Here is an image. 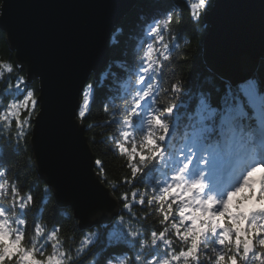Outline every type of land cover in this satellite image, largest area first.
Wrapping results in <instances>:
<instances>
[{
    "label": "snow or ice",
    "instance_id": "6c2138e0",
    "mask_svg": "<svg viewBox=\"0 0 264 264\" xmlns=\"http://www.w3.org/2000/svg\"><path fill=\"white\" fill-rule=\"evenodd\" d=\"M10 7L0 4V41H11L5 16ZM217 8L216 0H149L108 31L111 43L97 24L83 22L85 65L101 57L98 71L112 82L101 98L107 117L102 123H85L98 99L93 84L82 80L73 98L71 85L37 71L29 60L27 76L14 74L25 71L23 64L11 58L0 62V127L15 129L0 146V264H96L89 258L101 251L102 264H264V9L258 22L260 52L244 74L234 77L213 68L207 73L213 86L205 89L195 113L183 117V126L177 119V101L191 94L181 66L188 57L179 56L177 41L201 36V24ZM115 32L124 37L119 43ZM37 115L35 123L44 126L51 143L74 149L86 170L100 169L94 197L72 203L81 221L95 200L119 192L115 199L128 219L119 216L102 249L93 250L99 235L81 231L77 238L81 226L66 227L72 215L45 220L40 211L30 216L40 177L28 186L13 174L10 161L23 157L29 174L38 167L29 154L33 145L39 152L38 139L28 142ZM112 127L111 136L101 132L84 138L85 131ZM105 139L124 159L127 173L119 182L108 181L103 160L91 155L89 144ZM122 185L130 187L119 191ZM43 190L60 199L55 181L49 179ZM242 191L246 194L237 198Z\"/></svg>",
    "mask_w": 264,
    "mask_h": 264
},
{
    "label": "water",
    "instance_id": "95a60500",
    "mask_svg": "<svg viewBox=\"0 0 264 264\" xmlns=\"http://www.w3.org/2000/svg\"><path fill=\"white\" fill-rule=\"evenodd\" d=\"M11 7L5 13L11 31V41L7 40L14 52L16 62L23 64L26 76L30 69L28 60L37 71L49 72L53 79L70 87L73 98L80 82L87 83L92 74L98 76L97 65L101 57L90 60L86 51V41L82 35L83 22L88 20L98 25L105 41L109 43L108 31L117 27L121 19L137 3V0H2ZM120 2L125 7H110ZM218 8L213 16L205 20L208 31L203 41L204 60L210 70L219 69L228 75L238 77L245 67L260 52L259 15L264 9V0H216ZM3 13H0L2 18ZM6 36L8 35L5 29ZM87 67V72L83 68ZM39 84L40 77H36ZM33 118L30 143L38 139L37 152L31 147L37 171L44 182L55 181L59 188L62 206H71L79 199L93 198L99 190L97 178L100 173L93 165L86 170L78 165L76 151H67L62 144L49 141L43 125H37ZM38 129V130H37ZM84 138L88 136L86 131ZM91 155L96 158L91 144ZM42 162L43 166H40ZM108 190L103 179L99 181ZM113 191L107 197L95 200L87 213V220L81 221L75 215L81 228L91 227L110 221L118 215L120 203ZM67 202V203H65Z\"/></svg>",
    "mask_w": 264,
    "mask_h": 264
},
{
    "label": "trees",
    "instance_id": "16d2710c",
    "mask_svg": "<svg viewBox=\"0 0 264 264\" xmlns=\"http://www.w3.org/2000/svg\"><path fill=\"white\" fill-rule=\"evenodd\" d=\"M148 2L149 0H137L135 6L138 4H146ZM1 3L2 0H0V4ZM127 14H125V16ZM120 26H121V21L117 27ZM208 27H209L208 24L203 22V24H201L200 26L202 33L201 36L197 37L196 39H192L190 35H185L183 39L177 41V43L180 45L179 56L183 57L184 55H187L188 57L187 63H184L181 66L183 68V73H182L183 78L186 81L191 93L187 97V99H184L182 97L180 101H177L181 106V111L177 117V119L181 121V126H183L184 123L183 117L191 116L197 110L199 100L204 95L205 89L213 86L210 83V80L207 76V73L210 72L211 70L206 64L203 55V41L208 31ZM124 35L127 36L126 30ZM123 38L124 37L121 36L119 32L114 33V39L116 43H119V41ZM111 40L112 38L110 39L109 43H111ZM185 41L188 42L187 46L185 45ZM10 58L12 62H16L14 52L10 49L7 40L0 41V62H8ZM106 71H110V70H106ZM14 74L26 76L25 71L22 73H14ZM5 76H7V73H5ZM36 82L37 84H39L38 80H36ZM88 83L93 84L94 91H96L98 94V99L96 104L94 105L92 118L85 121V123L86 124H95L97 122L102 123L103 119H106L107 117L103 116L101 112V98L105 92H108L112 88L111 77L109 75H106L105 72H101L98 76L92 74L90 76ZM3 87H4V82L0 81V89H3ZM163 99H170V97H163ZM25 117H26V112L23 109H21V118H25ZM114 130H115L114 127L109 129L94 128L92 132L86 131V134L89 137V136H95L96 133L103 132L105 137H108L112 135ZM14 135H15L14 128L11 130V132H9L7 129L0 127V146L7 143L9 137L10 136L14 137ZM96 138L100 139L99 136H96ZM30 139H31V135L28 137L29 144H31ZM176 143H177V147L182 146V141L178 135H177ZM111 145H112V141L105 139L104 143L97 145L91 144V147L96 156V159L103 160L108 181L119 182L120 178L127 173V169L123 167L124 165L123 157L119 156L117 153H114L111 150ZM29 154L32 156L34 160V156L31 148L29 149ZM10 164L13 169V174L19 175L21 181L25 182L28 186H31L32 181L37 176L40 177V182L35 186V188L32 191V194L34 196V205L32 207V212L30 213V216L33 213H38L40 211H43L45 220H51L53 217H57V216L72 215L74 219L68 220L66 222V227L80 225V222L78 218L75 216L71 206L60 205L58 201L55 198H53V192H45L43 190V184L46 182H44L43 179L41 178L40 174L37 171V168L32 169L31 173L29 174L28 169L31 166L30 164L26 165L25 159L23 157L12 159L10 161ZM97 170L100 173V169L97 168ZM129 187L130 186L128 185H122L119 191H126L129 189ZM136 187L140 188L143 187V185L137 184ZM25 191H27V188L25 189ZM113 193L115 194L116 197H118L119 192L113 191ZM245 194L246 192L244 191L241 197H243ZM133 211H136V209H133ZM120 215H124L125 220L128 219L126 213L121 211V205L119 208L118 215L114 219L110 221H105L101 224H97L91 227L78 228L77 238H79V233L81 231L91 232L95 235H99L100 239L97 245L93 246V250L95 251L97 247H100L102 249L108 242V235L111 232L114 225L117 223ZM69 234L71 235V233ZM102 255H103L102 251L98 252L95 257H90L89 260L90 262L94 260L96 264H102Z\"/></svg>",
    "mask_w": 264,
    "mask_h": 264
},
{
    "label": "rangeland",
    "instance_id": "374dc122",
    "mask_svg": "<svg viewBox=\"0 0 264 264\" xmlns=\"http://www.w3.org/2000/svg\"><path fill=\"white\" fill-rule=\"evenodd\" d=\"M259 175H260L259 173L256 174V178H257V180H258V178H259ZM243 193H244V191H242L241 193H239L237 198L241 197V196L243 195ZM113 219H114V218H113Z\"/></svg>",
    "mask_w": 264,
    "mask_h": 264
}]
</instances>
